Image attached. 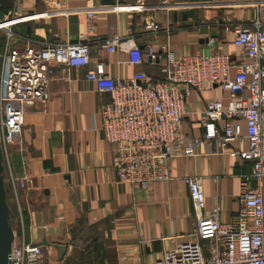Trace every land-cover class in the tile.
Listing matches in <instances>:
<instances>
[{
	"label": "crops",
	"instance_id": "1",
	"mask_svg": "<svg viewBox=\"0 0 264 264\" xmlns=\"http://www.w3.org/2000/svg\"><path fill=\"white\" fill-rule=\"evenodd\" d=\"M11 0L8 10L0 6V21L12 20L13 45L35 46L76 44L87 34L92 49L86 68H58L49 85L50 99L27 107L20 140L11 146V162L18 178H27V188L17 200L9 185L16 208L12 221L25 224L29 242L44 247V264H154L166 252L190 241L197 229V217L185 176L203 177L208 215L216 205L221 219L230 223L240 209V183L252 171L250 163L227 155L175 158L170 170L176 180L155 183L148 190L117 181L112 170L114 145L103 133L102 106L111 100L100 93L85 75L99 61L106 63L111 77L128 78L144 71L161 79L160 65L137 67L129 63L127 39H136L160 52L163 47L182 55H209L220 52L248 62L241 48L233 44L239 28L251 27L259 20L264 28V0L255 8L245 0H147L103 6L101 0ZM95 10L94 30L87 32V12ZM71 10V12H67ZM33 14H46L28 20ZM154 20L161 32L154 35L145 28ZM121 38L115 53L104 47ZM211 39L215 40L210 44ZM6 51L5 34L0 31V55ZM3 59L0 57V76ZM235 74V71L232 72ZM229 103L221 89L193 91L187 101V124L196 135L201 130L198 113L209 100ZM243 131L245 125L242 122ZM238 141L233 148H246ZM230 148L229 151H231ZM220 176L215 182L213 177ZM217 198V199H216ZM21 224L19 220V230ZM17 232V231H16ZM56 245L66 246L60 258Z\"/></svg>",
	"mask_w": 264,
	"mask_h": 264
},
{
	"label": "built area",
	"instance_id": "2",
	"mask_svg": "<svg viewBox=\"0 0 264 264\" xmlns=\"http://www.w3.org/2000/svg\"><path fill=\"white\" fill-rule=\"evenodd\" d=\"M144 5L147 0H115ZM255 8L262 0H245ZM22 4L18 0L17 11ZM71 12V10H67ZM95 10L87 12V32L94 30ZM46 14L29 15L38 20ZM13 19L0 21L5 34L6 51L0 55L3 69L0 78V147L3 153L5 181L18 200L27 188V178L16 177L11 162V146L23 133L27 107L50 99L49 85L58 68H86L91 64L92 49L87 34L76 44L35 46L27 42L23 48L13 45ZM148 32L158 35L161 26L146 22ZM131 65L160 66L161 79H153L144 71L131 77H111L106 63L99 61L85 75L100 93L111 100L102 106L103 133L114 145L112 170L121 184L148 190L152 184L176 180L170 162L179 157H217L227 155L251 164L252 171L240 183V209L230 223L221 219L222 208L216 205L208 214L203 177L185 176L197 217V229L188 242L166 252L154 264H264V28L259 20L251 27L239 28L233 44L241 48L248 62L235 56L212 52L209 55H182L152 45L143 50L134 37L127 39ZM215 40L211 39L210 44ZM121 38L107 41L104 47L115 53ZM235 71L233 75L232 72ZM221 89L229 94L225 104L209 100L198 113L200 134L187 124V101L193 91L203 93ZM242 122L245 125L243 131ZM246 148H233L235 142ZM230 148H232L231 151ZM215 182L220 176L213 177ZM217 199V198H216ZM21 228L9 255V264H44L42 245L26 237L22 211Z\"/></svg>",
	"mask_w": 264,
	"mask_h": 264
},
{
	"label": "water",
	"instance_id": "3",
	"mask_svg": "<svg viewBox=\"0 0 264 264\" xmlns=\"http://www.w3.org/2000/svg\"><path fill=\"white\" fill-rule=\"evenodd\" d=\"M103 6L116 7L115 0H101ZM13 214L7 200V188L5 181V167L3 164V153L0 147V264H9V255L15 241V231L12 226ZM42 245L49 244L44 241ZM60 250V258L66 252V246L56 245Z\"/></svg>",
	"mask_w": 264,
	"mask_h": 264
},
{
	"label": "rangeland",
	"instance_id": "4",
	"mask_svg": "<svg viewBox=\"0 0 264 264\" xmlns=\"http://www.w3.org/2000/svg\"><path fill=\"white\" fill-rule=\"evenodd\" d=\"M0 78H1V76H0ZM7 188V196H8V200H9V203H10V205L12 206V209L14 210L15 208H16V206H15V204L13 203V201L11 200V194H10V189H9V187L7 186L6 187ZM12 226H13V229H14V231L16 232H18V230H19V219H18V221L16 220V219H14L13 221H12Z\"/></svg>",
	"mask_w": 264,
	"mask_h": 264
},
{
	"label": "trees",
	"instance_id": "5",
	"mask_svg": "<svg viewBox=\"0 0 264 264\" xmlns=\"http://www.w3.org/2000/svg\"><path fill=\"white\" fill-rule=\"evenodd\" d=\"M10 1L11 0H0V6H2L4 9L8 10L11 6Z\"/></svg>",
	"mask_w": 264,
	"mask_h": 264
}]
</instances>
